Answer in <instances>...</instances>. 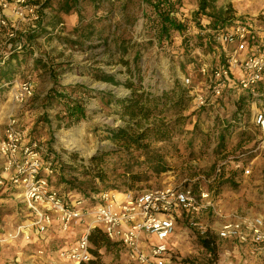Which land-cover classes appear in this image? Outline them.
Masks as SVG:
<instances>
[{
  "label": "rangeland",
  "instance_id": "1",
  "mask_svg": "<svg viewBox=\"0 0 264 264\" xmlns=\"http://www.w3.org/2000/svg\"><path fill=\"white\" fill-rule=\"evenodd\" d=\"M178 1L180 8L176 15L183 21V30L172 33V39L168 38L171 41L165 42L166 39L165 43H160L153 29L143 27L144 5L143 10L133 15L131 23L119 21V4L110 18L104 17L111 13L109 8L92 10L86 5L80 12L82 18L79 19L76 11L61 14L64 18L62 28L48 26L46 38H32V30L41 17L48 18L56 13L58 0L50 1V7H43L47 0H8L3 9L6 26L0 28V61L5 60L14 46L21 47V53L0 66V140L7 125L15 120L27 138L36 140L44 149L43 167L52 170V183L62 193L89 194L90 188L98 192H140L170 184L189 185L197 197L201 191L208 192L213 208H200L193 218L197 226L185 220L178 221L173 236L175 259L172 263L183 264L182 260L186 259L192 264H206L210 258L200 244L203 235L197 228L199 225H210L216 230L233 217L260 216L264 220V155L255 150L259 133L253 121L255 110L264 111V94L258 97L260 104L257 106L253 98L237 91L200 106L195 95L207 90L199 69L202 64L213 61V20L219 16L227 22L243 16L254 17L264 12V0H207L211 7L204 14L198 12V0ZM181 9H184L182 13ZM221 10L226 11L224 15L220 14ZM87 24L86 30L95 29L107 38L95 39L93 35L86 43L92 47L83 50L80 33ZM103 40L106 46L99 45ZM123 41L130 46L123 57L127 65L118 62L121 56L115 50ZM135 55L139 57L134 58ZM135 67L146 88L155 85L170 88L178 81L191 90L185 110L178 111L169 105L158 107L151 118L131 125L136 131L153 124L168 125L169 139L151 141L148 147L161 154L167 166V170L159 174L147 170L142 150L132 147L106 156L99 167L89 161L100 149L121 147L106 138V127L127 124L119 117L117 108L109 103L107 94L124 97L130 93L128 88L101 81L95 75L103 71L124 81L127 69ZM185 78L190 79L187 85ZM25 81L30 82L32 93L20 99L17 94ZM75 105H80L84 112L79 121L68 115L69 108ZM224 128L228 129V134ZM224 132L222 143L220 136ZM241 152L246 153L243 161L235 162L233 158ZM71 154L75 157L71 158ZM237 164L240 167H236ZM218 168L222 175L214 180L213 174ZM242 168H249L250 174L245 175ZM101 170L105 174L104 181L91 175ZM128 171L140 172V180L130 188L125 183ZM63 181L74 183L76 187L69 189ZM23 207L14 199L0 195V227L14 229L21 221ZM16 242L17 247L0 252V264H38L34 246L27 247L20 239ZM215 242L217 264L264 263V252L263 256H257V261L251 258V245L217 237ZM168 245L172 248L169 242ZM99 264L137 263L127 257L124 249L120 251L114 247L101 250Z\"/></svg>",
  "mask_w": 264,
  "mask_h": 264
},
{
  "label": "built area",
  "instance_id": "2",
  "mask_svg": "<svg viewBox=\"0 0 264 264\" xmlns=\"http://www.w3.org/2000/svg\"><path fill=\"white\" fill-rule=\"evenodd\" d=\"M7 1L0 0V28L6 26L3 9ZM212 41L213 61L199 69L207 92L196 93L195 101L204 106L208 100L213 103L237 91L259 105V88L264 91V12L218 26L212 31ZM184 82L187 85L190 79ZM31 93L32 86L25 81L17 96L23 99ZM253 121L259 133L255 150L264 155L262 109L255 110ZM43 153L40 144L27 138L15 120L7 125L0 140V195L24 207L20 223L0 236V243L20 239L27 247L34 246L38 264H86L92 258L88 235L93 228L120 243L134 263L172 264L175 250L171 238L178 221L197 226L193 218L200 208L213 206L208 192L201 191L197 197L189 185L170 184L140 192L62 193L52 183V170L43 167ZM242 169L245 175L250 174L249 168ZM197 228L202 235L214 232L221 240L251 245L253 254L263 256L264 220L260 216L233 217L216 230L210 225Z\"/></svg>",
  "mask_w": 264,
  "mask_h": 264
},
{
  "label": "trees",
  "instance_id": "3",
  "mask_svg": "<svg viewBox=\"0 0 264 264\" xmlns=\"http://www.w3.org/2000/svg\"><path fill=\"white\" fill-rule=\"evenodd\" d=\"M50 1L47 0V3L44 4L43 7H50ZM135 1V2H133ZM137 0H58V6L54 9L56 13H53L50 17L45 18L41 17V20L38 22L37 26L33 28L34 35L32 38L39 37H47L49 34L47 27L51 26L55 27H63L64 18L63 15H68L72 11H76L79 19L82 18L80 16V12L84 6H90L92 10H96L99 7L109 8L111 13L104 16L110 18L113 16V9H116V4H119L118 14L120 15L119 21L125 23H131L133 21V15L138 14V11L143 10V5L146 9L142 12V24L145 29H153L157 34V39L160 43L169 42L168 38H171V34L175 32H180L183 30L184 24L181 18H179L176 13L179 11L180 4L178 0H141L140 2H136ZM121 5V6H120ZM136 7V9H134ZM211 7L207 0H198V12L204 14L206 9ZM146 11V12H145ZM226 11L221 10L220 14L224 15ZM228 20L223 16H219L213 20V28L224 27L228 24ZM89 24L84 26V30L80 33L81 39V49H90L92 46L86 45L87 41L93 39V35L95 39H98L101 36L102 39H106L107 37H103L101 33H98L95 29H87ZM186 25V24H185ZM78 28L76 27L75 30ZM86 31V32H85ZM100 38V39H101ZM167 39V40H166ZM172 39V38H171ZM32 40V39H31ZM67 42L70 40L63 39ZM166 40L165 42H163ZM106 40H103L102 45L106 46ZM77 44L78 42H73ZM174 44V42H172ZM177 45V44H176ZM130 46L128 42H121L120 45L116 46L115 50L121 56L118 62L127 65L128 61L123 57L126 56L129 51ZM132 49V48H131ZM20 49H14L8 53L5 60L0 61V66H3L10 57H15L20 54ZM139 57L135 55L134 58ZM95 77L101 81L109 82L114 86L122 85L130 90V93L124 97H115L111 94H107L109 96V103H111L115 108H117V113L119 117L123 119L127 124L125 126H118L116 128L106 127L108 131L107 139L120 144L121 147L119 149H100L96 154L92 155L89 161L95 166L99 167V165L103 164L106 156L114 153H120L121 149L133 148L142 150L141 157H143V163L146 164L147 170H151L152 173L159 174L167 170V166L165 165L162 155L159 153H155L152 150H149V142H162L169 139L170 129L167 124H153L151 126L142 127L140 130L136 131L132 129L133 124H140V120L146 119L148 120L154 115V112L158 109V107L165 108L167 105L176 108L178 111H183L187 108L186 104L189 99V93L191 90L179 84L178 81H175L170 88H163L157 85L152 86L150 88H146L145 84L142 82V78L140 76L139 71L135 67L134 70L131 68L127 69V76L124 81H121L115 77L113 74H108L103 71H99L95 75ZM133 78L136 79L133 80ZM9 82V81H7ZM259 88V92L264 91ZM75 114V115H74ZM69 117L74 118L75 121H79L81 117L84 116L83 109L80 105L72 106L69 108L68 112ZM226 134L229 132L228 129L224 128ZM225 132L221 134L220 141L223 143L225 141ZM147 141V142H144ZM245 152H241L238 156H235L233 159L235 162H242L243 156H245ZM75 156L71 154V158ZM47 159V158H46ZM52 165V164H51ZM101 169V168H100ZM128 177L125 182L126 185L130 188L132 185L140 180V172H126ZM87 174H90L87 172ZM94 177H99L101 181H104L105 174L103 171L97 172L96 174H91ZM222 175L221 170L216 169L213 178L218 179L219 176ZM130 181V182H128ZM226 181V180H225ZM228 181V180H227ZM67 184L69 189H74L76 186L74 183H69L67 181H63ZM91 193H99L96 191V188H90ZM119 192V191H118ZM123 192V191H122ZM69 193V192H67ZM86 193H82L84 195ZM89 242H90V253L92 258L86 264H99L100 262V252L102 249L109 250L114 247L118 248L120 251L123 250V246L115 241L109 240L104 233L99 228H93L89 232ZM216 234L214 232H207L200 238V244L207 253L210 260L207 261L206 264H217L218 251L215 242ZM175 259V256L172 257V260ZM183 264H192L188 262V260H182Z\"/></svg>",
  "mask_w": 264,
  "mask_h": 264
},
{
  "label": "crops",
  "instance_id": "4",
  "mask_svg": "<svg viewBox=\"0 0 264 264\" xmlns=\"http://www.w3.org/2000/svg\"><path fill=\"white\" fill-rule=\"evenodd\" d=\"M184 11V9H181V13ZM185 15V14H184ZM68 16H66V19H67ZM4 228L3 227H0V236H3L4 234H6L7 232L11 231V230H3ZM174 236V235H173ZM173 236L171 238V243L173 244ZM12 246H18V242L16 241H11V242H7V243H0V252H7V250L9 248H11ZM174 246V244H173ZM252 248V247H251ZM251 254H253V252L251 251L250 252ZM257 256L258 255H255L253 254V256L251 257L253 260L257 261Z\"/></svg>",
  "mask_w": 264,
  "mask_h": 264
}]
</instances>
